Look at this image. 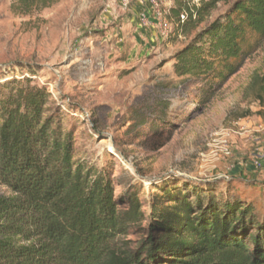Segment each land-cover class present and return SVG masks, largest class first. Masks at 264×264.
Returning <instances> with one entry per match:
<instances>
[{"label": "rangeland", "instance_id": "obj_1", "mask_svg": "<svg viewBox=\"0 0 264 264\" xmlns=\"http://www.w3.org/2000/svg\"><path fill=\"white\" fill-rule=\"evenodd\" d=\"M135 1L126 8L124 0H0V93L26 79L46 87L48 107L63 106V128L74 132L76 159L96 168L112 163L115 197L137 194L147 213L123 239L145 234L163 189L215 184L221 194L229 184L245 200L264 204L263 167L234 173L257 157L251 138L235 132L238 120L264 121L258 82L264 38L246 33L242 65L225 82L179 76L177 53L236 0L219 1L183 29L178 14L198 7L174 0L164 19L173 30L165 38L157 25L146 35L132 23ZM225 140L230 159L217 156ZM0 193L11 192L0 184Z\"/></svg>", "mask_w": 264, "mask_h": 264}, {"label": "trees", "instance_id": "obj_2", "mask_svg": "<svg viewBox=\"0 0 264 264\" xmlns=\"http://www.w3.org/2000/svg\"><path fill=\"white\" fill-rule=\"evenodd\" d=\"M219 1L187 9L181 28ZM248 31L264 38V0H236L177 53L176 73L225 82L242 65ZM258 82L263 94L264 75ZM2 87L0 184L11 193H0V264H264V204L229 184L221 194L215 184L163 189L145 234L121 238L146 220L142 199L115 197L112 163L76 159L74 132L63 128V106L48 107L46 87Z\"/></svg>", "mask_w": 264, "mask_h": 264}, {"label": "built area", "instance_id": "obj_3", "mask_svg": "<svg viewBox=\"0 0 264 264\" xmlns=\"http://www.w3.org/2000/svg\"><path fill=\"white\" fill-rule=\"evenodd\" d=\"M141 4H150L152 8V16L154 18L153 23L159 28L160 34L162 37H168L173 30V25L165 23V15L167 12L173 8L174 0H137ZM206 0H191L193 5L199 7ZM124 6L127 8L130 4V0H124ZM189 13L184 10L180 13L178 21L181 26L188 20ZM194 17L196 14L194 13ZM141 21L143 24H149L150 18L147 16V13L144 11L141 14ZM236 125L239 126V130L236 131V134L247 135L248 137L257 138L259 136H264V121H254L252 118H246L236 121ZM222 147L221 153H218L217 156L224 159H230L233 157V149L228 140H225ZM250 163L254 166L256 170H259L263 167V163L258 157H253L250 160Z\"/></svg>", "mask_w": 264, "mask_h": 264}, {"label": "crops", "instance_id": "obj_4", "mask_svg": "<svg viewBox=\"0 0 264 264\" xmlns=\"http://www.w3.org/2000/svg\"><path fill=\"white\" fill-rule=\"evenodd\" d=\"M131 10H132V16H131L132 23L136 25L138 29H141V31H144L146 35H148V32L151 29L153 30L154 28H156L155 27L156 24L153 23L154 18L152 16V8L149 3L141 4L139 1L136 0L135 3L132 5ZM144 11L147 13V16L150 18L149 24H143L141 21V14ZM149 35L153 36V32L152 34H149ZM260 138L261 137H257V138L251 137V139L248 141H250V146H252L254 149L253 154H255L263 163V168L261 169V171H264V142L259 141ZM238 172L239 173H242V172L256 173L258 172V170H256L251 163L250 165L249 163H247L246 168L241 167L240 169L235 170L234 173L236 174Z\"/></svg>", "mask_w": 264, "mask_h": 264}]
</instances>
